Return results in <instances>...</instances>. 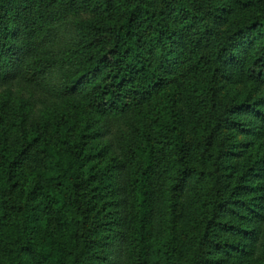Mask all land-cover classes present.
Masks as SVG:
<instances>
[{
    "label": "trees",
    "instance_id": "trees-1",
    "mask_svg": "<svg viewBox=\"0 0 264 264\" xmlns=\"http://www.w3.org/2000/svg\"><path fill=\"white\" fill-rule=\"evenodd\" d=\"M12 84L0 264H264V0H0Z\"/></svg>",
    "mask_w": 264,
    "mask_h": 264
},
{
    "label": "rangeland",
    "instance_id": "rangeland-1",
    "mask_svg": "<svg viewBox=\"0 0 264 264\" xmlns=\"http://www.w3.org/2000/svg\"><path fill=\"white\" fill-rule=\"evenodd\" d=\"M205 3H211L214 0H201ZM218 27H223V25H220ZM62 29L67 31H72L71 25H63ZM226 70H221L218 75V85H217V91L216 96L214 100V107L217 113L219 114H228V107L233 101V98H239L244 99L245 98V90H246V84L240 81L237 74L235 72L225 73ZM251 94L250 96H252ZM33 98V96H32ZM31 99V92L30 90L21 84H12V85H4L0 87V101L5 102L6 104L14 107H22L25 106L26 109V103ZM28 118L30 122L36 123L39 119V116L32 111H28ZM93 131V129H91ZM95 130V127H94ZM183 135L187 137V131L183 128L182 129ZM238 139H242L243 136L239 133L234 134ZM217 137L222 138L223 143H226L229 139V134L227 133L225 120L223 119L221 122V128L219 129ZM90 143H93V145L98 146V149L100 148V145L107 141L106 137L103 136H97L94 134L90 140H88ZM96 151H98L96 149ZM102 157H98L97 160H101ZM41 161V156L38 153L37 150H32L29 155L27 156V163H38ZM175 190L173 191V193ZM177 197V196H176Z\"/></svg>",
    "mask_w": 264,
    "mask_h": 264
}]
</instances>
